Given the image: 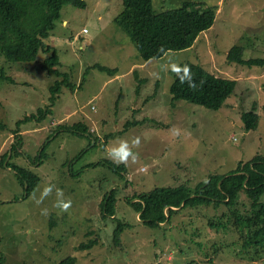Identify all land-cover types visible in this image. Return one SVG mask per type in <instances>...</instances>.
Here are the masks:
<instances>
[{"label":"rangeland","instance_id":"1","mask_svg":"<svg viewBox=\"0 0 264 264\" xmlns=\"http://www.w3.org/2000/svg\"><path fill=\"white\" fill-rule=\"evenodd\" d=\"M85 1V9L65 5L47 39L60 70L77 86L63 87L43 122L21 127L20 154L12 152L3 166V156L20 140L13 132L15 123L49 106L50 87L61 78L41 67L49 53L41 51L36 61L24 63L0 55V122L8 125L0 130L2 264H59L68 256L78 264H264V248L244 250L232 223L227 230L211 227L227 213L225 206L183 209L160 227H149L127 202L156 187L187 184L194 190L211 174H227L240 161L264 155V64L241 65L227 58L239 45L246 49L245 59H264V0H154L157 12L190 1L218 11L214 25L191 48L151 60L141 57L115 22L124 9L122 0ZM186 62L237 80L221 109L183 100L172 104L170 88ZM95 64L116 72L93 68ZM246 111L258 113L256 130L246 129L241 118ZM128 122L137 123L127 127ZM80 123L86 134L68 131ZM137 139L139 146L132 147ZM122 140L138 154L136 163L125 166L109 157ZM43 150L42 164L31 162ZM6 162L40 177L33 193L26 194V185ZM121 166L125 170L118 172ZM49 186L51 193L37 204ZM57 189L71 202L67 212L55 206ZM113 189L115 215L105 217L102 203ZM242 200L249 207L245 195ZM119 222L127 226L117 243Z\"/></svg>","mask_w":264,"mask_h":264},{"label":"trees","instance_id":"2","mask_svg":"<svg viewBox=\"0 0 264 264\" xmlns=\"http://www.w3.org/2000/svg\"><path fill=\"white\" fill-rule=\"evenodd\" d=\"M122 2L124 9L115 18V22L129 35L144 60L161 59L168 52L191 48L199 35L214 25L218 11L216 6L197 1L185 2L178 8L161 12L156 11L154 0H122ZM65 5H74L82 9L87 7L85 0H0V55L11 62L24 63L36 61L41 51L49 53L41 67L49 74L61 78L50 87L49 106L39 108L37 112L15 123L13 132L16 136H20V140L12 147V152L15 151L17 156L22 147L21 127L29 122H43L52 113L63 87L74 90L77 86L70 80L68 72L60 70L61 64L54 51L55 48L47 43V39L61 19ZM245 52L243 46L235 45L228 52L227 58L230 62L241 65L264 64L262 58L245 59ZM185 66L191 70L192 83L195 87H190L188 82L181 83L180 77L185 75L183 71ZM92 67L111 73L116 72L115 68L110 70L99 64ZM7 79L12 81L11 77ZM236 87L237 80L218 77L198 64L186 62L175 74L171 85L172 104L183 100L210 110H219L234 94ZM241 118L247 130L258 128L260 118L255 111H246ZM136 123L128 122L127 127ZM7 128L8 125L0 122V130ZM62 128L60 125L59 131L63 130ZM71 130L82 135L88 132L86 126L81 123L75 124L68 131ZM8 155L7 152L3 156L2 166ZM44 156L43 150L36 159H31V162L42 164ZM7 166L16 172L23 186L27 185V195L35 191L41 180L36 173L12 162H8ZM121 167H117L118 172L125 170V167ZM244 195L247 197L249 207L242 200ZM117 200L116 189L106 194L102 203L105 217L115 215ZM127 202L149 227H160L161 224L170 221L176 212L183 209L208 206L217 210L225 206L227 213H223L217 224L210 222L211 227L227 230L232 223L240 235L242 248L258 251L264 248V155H256L249 161H240L237 167L227 174H211L207 181L198 184L194 190L187 184L156 187L148 192L134 194L127 199ZM224 217H227L226 222L221 221ZM125 226H127L125 223L119 222L114 231L117 243ZM91 246L92 244L86 245L85 248ZM2 263L3 259H0V264ZM59 264H78V261L76 257L68 256Z\"/></svg>","mask_w":264,"mask_h":264},{"label":"clouds","instance_id":"3","mask_svg":"<svg viewBox=\"0 0 264 264\" xmlns=\"http://www.w3.org/2000/svg\"><path fill=\"white\" fill-rule=\"evenodd\" d=\"M185 75L180 77L181 83L188 82L190 87H195V85L192 83V75L191 70L185 66L183 69ZM139 146V140H135L132 143V147H138ZM109 157L113 159L115 163L118 164H124L125 166H128L129 162L136 163L138 160V154L133 153L131 148L129 147V144L127 141H121L120 147L115 148L109 151L108 153ZM52 191V186L46 187L44 191L41 194V199L37 201V204L41 203L43 198L47 197ZM63 193L61 190L57 189V203L56 207L60 209L61 212H67L68 209L71 207V202H65L63 199ZM46 212V210H42V213Z\"/></svg>","mask_w":264,"mask_h":264},{"label":"water","instance_id":"4","mask_svg":"<svg viewBox=\"0 0 264 264\" xmlns=\"http://www.w3.org/2000/svg\"><path fill=\"white\" fill-rule=\"evenodd\" d=\"M11 156H12V149H11V151H10V153H9L8 159L11 158ZM8 161H9V160H8ZM6 165H7V162H6ZM26 188H27V185H26ZM26 194H27V191H26Z\"/></svg>","mask_w":264,"mask_h":264},{"label":"flooded vegetation","instance_id":"5","mask_svg":"<svg viewBox=\"0 0 264 264\" xmlns=\"http://www.w3.org/2000/svg\"><path fill=\"white\" fill-rule=\"evenodd\" d=\"M110 166H112L113 167V170L116 171L115 166H113V165H110Z\"/></svg>","mask_w":264,"mask_h":264},{"label":"built area","instance_id":"6","mask_svg":"<svg viewBox=\"0 0 264 264\" xmlns=\"http://www.w3.org/2000/svg\"><path fill=\"white\" fill-rule=\"evenodd\" d=\"M84 31H85V32H88V30H87V29H85Z\"/></svg>","mask_w":264,"mask_h":264}]
</instances>
